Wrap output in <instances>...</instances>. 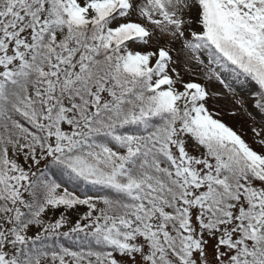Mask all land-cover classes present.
<instances>
[{
    "label": "snow or ice",
    "instance_id": "snow-or-ice-1",
    "mask_svg": "<svg viewBox=\"0 0 264 264\" xmlns=\"http://www.w3.org/2000/svg\"><path fill=\"white\" fill-rule=\"evenodd\" d=\"M0 264H264V0H0Z\"/></svg>",
    "mask_w": 264,
    "mask_h": 264
},
{
    "label": "rangeland",
    "instance_id": "rangeland-1",
    "mask_svg": "<svg viewBox=\"0 0 264 264\" xmlns=\"http://www.w3.org/2000/svg\"><path fill=\"white\" fill-rule=\"evenodd\" d=\"M234 88L235 95L228 93L226 90H221L220 86L216 85L214 91L219 94L209 99L208 107L213 111L219 112L220 118L234 129L247 133L246 139L251 142L253 136L251 128L254 123L257 128L261 127L260 121L262 117L252 108L250 101L244 107L237 103L239 100L248 99V86L238 84L234 85Z\"/></svg>",
    "mask_w": 264,
    "mask_h": 264
}]
</instances>
